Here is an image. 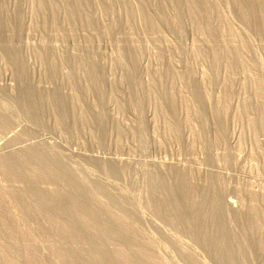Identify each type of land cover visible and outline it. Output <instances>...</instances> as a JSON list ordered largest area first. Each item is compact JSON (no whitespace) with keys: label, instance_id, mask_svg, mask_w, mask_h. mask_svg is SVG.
<instances>
[{"label":"rangeland","instance_id":"1","mask_svg":"<svg viewBox=\"0 0 264 264\" xmlns=\"http://www.w3.org/2000/svg\"><path fill=\"white\" fill-rule=\"evenodd\" d=\"M0 264H264V0H0Z\"/></svg>","mask_w":264,"mask_h":264},{"label":"bare ground","instance_id":"2","mask_svg":"<svg viewBox=\"0 0 264 264\" xmlns=\"http://www.w3.org/2000/svg\"><path fill=\"white\" fill-rule=\"evenodd\" d=\"M45 159V158H44ZM177 205V204H176ZM202 206V205H201ZM201 210V209H200ZM225 229V228H224ZM226 232V231H225ZM236 246V245H235ZM240 248V247H239ZM253 248V247H252ZM245 253V252H244ZM250 255V254H249Z\"/></svg>","mask_w":264,"mask_h":264}]
</instances>
